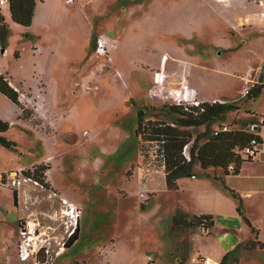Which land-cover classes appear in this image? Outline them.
<instances>
[{
    "label": "rangeland",
    "instance_id": "374dc122",
    "mask_svg": "<svg viewBox=\"0 0 264 264\" xmlns=\"http://www.w3.org/2000/svg\"><path fill=\"white\" fill-rule=\"evenodd\" d=\"M85 2L84 11L81 2L52 0L56 37L14 23L9 3L0 11L9 32L2 46L9 52L2 59L7 76L14 82L26 78L45 93L44 103L28 90L20 95L34 125L3 119L10 124L4 137L14 145L0 143V174L38 168L35 174L49 185L46 190L24 183L17 204L13 192L0 186V264H21L20 222L31 211L56 208L57 201L48 195L52 190L88 206L80 239L56 264H141L162 228L157 220L162 214L155 208L142 211L139 198L146 192L137 179L128 182L125 176L129 163L139 160V144L142 149L135 134L137 113L142 112L141 120L163 123L183 118L171 111L166 97L189 83L238 102L240 110L215 122L213 132L223 124L250 129L247 125L255 119L244 110L264 111V89L245 106L247 98L241 97V90L264 76V25L232 32L243 12L210 0H117L120 7L107 6L114 0ZM255 5L262 0H250L251 8ZM98 37L110 40L108 58L96 52ZM89 85L92 90L86 89ZM191 130L201 135L205 126Z\"/></svg>",
    "mask_w": 264,
    "mask_h": 264
},
{
    "label": "crops",
    "instance_id": "0c3cea01",
    "mask_svg": "<svg viewBox=\"0 0 264 264\" xmlns=\"http://www.w3.org/2000/svg\"><path fill=\"white\" fill-rule=\"evenodd\" d=\"M35 1L33 22L31 26L24 28L34 29L37 27L40 30V35L45 31H49V34L56 37L54 31H52L53 26L57 24V19H55L54 13L51 10L52 0ZM210 1L214 5H223V7L232 11L244 13L239 17L236 30L234 29L232 32L252 27L254 24L264 25V0H262L261 6L255 5L253 8H256V11L251 13L249 11L253 8L250 6V0H241L245 5L240 6L232 4L237 0H231V2L223 0ZM67 2L83 3L84 6L82 5L78 8L84 11L87 7L85 0H67ZM117 3V0H114V2L109 3L107 6H113V4ZM121 4L123 3H118V6H122ZM9 15L11 18V12ZM88 25L90 28L93 27L92 20L89 19ZM92 36L94 35L92 34ZM38 37L41 40V37ZM8 54L9 52L6 49H2V45H0V72L6 75L11 86L20 95H28V92H30L33 97H36L38 103H44L43 95L45 93L43 90H40L38 85H34L35 87L28 85L26 78H21L14 82V80L7 76L8 71L2 63V59L8 57ZM167 60L170 63V59ZM160 68L163 70L162 63L160 64ZM149 78L151 79L150 75ZM149 78L146 83L149 82ZM243 81L249 83L250 80L248 77H245ZM190 84L189 87L193 93L201 100L225 101L220 99V97L208 94L201 87ZM78 87H81V85ZM86 89L92 90L90 85ZM24 90H28V92ZM243 92L244 90H241V96ZM246 103L244 102L243 106ZM22 113V109L17 104L0 93V118L9 121L10 124L20 119L25 125H34L31 119L23 118ZM244 113L256 119L255 125H257V130H253V127L252 129L246 128L245 130L252 132L260 140L258 156L254 160L244 161L240 166L239 172L236 174L232 170L229 173H225L221 168H209L206 172L207 174H213L210 176L204 174L200 166L196 165L194 167L195 175H186L179 178L175 188L167 186L166 174L163 170L145 165L142 154L144 143L140 136L135 133L139 143L140 141L142 142V149L139 144V160L137 163H129L125 174L126 180L130 182L137 179L142 189L145 190L147 199L142 201L139 198L141 199L140 205L143 212L147 208H155L157 210L155 212L162 214L157 219L160 221L159 224L162 228L159 232L155 233L154 246L151 250H148L141 264H199V260L202 258H209L213 264H220L224 257L231 252L235 253L230 257L228 264H231V262L236 264H264V111L251 112L246 109ZM43 118L44 120H48L50 125H53V121L50 118L48 119V116L43 114ZM247 126L250 127L251 125ZM224 186L234 190L241 197L244 217L238 210L237 201L223 190ZM76 194L81 197V193ZM120 194L123 197L127 196L126 191H122ZM82 204L85 208L86 205L83 201ZM86 208L88 209V206ZM51 210L31 211V213L39 215L42 220L50 221L49 214ZM175 215L185 217L186 224L175 225L173 221L174 217H176ZM199 216H210L211 220H208V222L212 221L213 224L209 226L204 220L201 223H194L193 217ZM81 220L78 240L82 234L83 224ZM252 228L255 232L252 231ZM251 240L257 242L252 248L249 245L246 246ZM148 257H151L152 260H149ZM57 259L54 264H56Z\"/></svg>",
    "mask_w": 264,
    "mask_h": 264
},
{
    "label": "trees",
    "instance_id": "16d2710c",
    "mask_svg": "<svg viewBox=\"0 0 264 264\" xmlns=\"http://www.w3.org/2000/svg\"><path fill=\"white\" fill-rule=\"evenodd\" d=\"M9 5L11 18L15 23L23 27L31 26L36 6L35 0H10ZM8 33V26L4 23L3 18L0 16V40L2 46H4V43L8 38ZM94 41L95 36L92 37V43ZM2 49H4V47H2ZM257 83L258 84L253 85V87H251L249 90L245 102L249 100H255L259 97L264 88V76H261L260 81ZM0 93L22 109L23 118L28 119L30 117V111L24 108L20 102L19 92H17L11 86L6 75L1 72ZM170 109L171 111L180 113L183 118L175 120L176 122H171L174 124V126L167 125L168 123L162 122L163 126L155 127L158 124L156 122L154 123L156 125H153L151 128L152 131H150V134L154 136H164L166 140L167 164L165 168V174L166 183L169 188H175L179 178L186 175H195L194 167L196 165L200 166L204 174H207L206 170L209 168H221L225 173H229V171L232 170V172L236 174L239 172L240 166L244 161H251L242 159L238 154V151L241 150L252 138L257 137L252 132L246 131L245 129H231L228 132H221L215 136L212 131V125L215 122L226 119V115L229 112L240 110L238 102L232 101L215 105H210L207 103L206 109L202 113L195 108H189V111H185L180 107L170 106ZM142 115L143 114L141 111L137 113V116L139 117V123L136 128L137 135H140L142 122L144 121L140 119ZM255 120L248 123V125H251L250 129L256 124ZM200 126H205L204 132L201 135L194 136V133L191 132V129ZM9 127L10 124L0 118V143H2L4 146L14 145L3 135L9 130ZM141 140L143 143L146 141L144 138ZM191 142H193L190 146L191 161L187 162L182 156V149L186 144ZM231 167L232 169H230ZM36 170H38V168L33 170V172L30 170H23V173L26 176H32L34 179L40 181L45 187L48 188L49 185L44 184V178H42V175L40 176L39 174H35ZM223 190L226 191L235 201H237L238 210L244 217L241 197L234 190L229 189L227 186H224ZM12 191L15 203L17 204L18 190L13 189ZM184 218L180 216L174 217V224L185 225L187 221ZM193 219L194 223H201L202 220H204V222L208 223L209 226L213 224L212 221L208 222V220H211L210 216L193 217ZM244 219L249 225H251L246 218ZM252 231L255 232L253 228ZM78 234L79 232H77L75 237L71 240L69 247L75 244V242L78 240ZM256 244V241L251 240L246 244V246L249 245L252 248ZM234 253L235 252H231L227 254L220 264H228L230 257L234 255ZM233 262L235 261L233 260ZM231 264L236 263L231 262Z\"/></svg>",
    "mask_w": 264,
    "mask_h": 264
},
{
    "label": "built area",
    "instance_id": "2783aa9c",
    "mask_svg": "<svg viewBox=\"0 0 264 264\" xmlns=\"http://www.w3.org/2000/svg\"><path fill=\"white\" fill-rule=\"evenodd\" d=\"M9 1L0 0V9L9 3ZM95 48L99 55L108 58V51L112 47L108 38L98 37ZM162 65L164 69L166 65L165 58L162 60ZM153 74L154 72L150 74L152 80H154ZM251 87L244 90L241 96L242 98L248 95ZM166 100L172 104L171 106L180 107L185 111H189V108H195L201 113L205 111L207 103L215 105L227 102L221 100H201L193 93L188 85H184L180 90L171 93V96H167ZM156 122L158 124L155 127L163 126L162 122L156 120L144 119L142 122L139 136L141 139L144 138L146 140L144 142L146 148L142 154L147 167H157V169L165 172L167 164L166 140L164 136L150 134V131H152L151 127L156 125L154 124ZM167 125L174 126L173 123H168ZM230 130L231 128L228 125L223 124L213 134L216 136L221 132H228ZM192 143L186 144L182 149V156L187 162L191 161L190 146ZM259 146V139L254 137L238 151V154L244 160H254L259 154ZM24 183H30L35 187H45L42 183L40 185V181L34 179L32 176L24 175L23 170L17 173L0 174V186L5 188L19 190ZM45 188L48 190L47 187ZM48 195L50 199H55L58 204L49 214L50 221L42 220L39 215L37 216L31 213L28 219L20 222L18 258L21 264H54L57 257L69 248L71 240L79 232L80 220L85 212L84 206L68 193L62 194L52 190ZM140 198L142 201L146 200L147 194L144 192L141 193ZM148 259L152 260L151 257H148ZM199 264L213 263L209 258H202L199 260Z\"/></svg>",
    "mask_w": 264,
    "mask_h": 264
},
{
    "label": "water",
    "instance_id": "95a60500",
    "mask_svg": "<svg viewBox=\"0 0 264 264\" xmlns=\"http://www.w3.org/2000/svg\"><path fill=\"white\" fill-rule=\"evenodd\" d=\"M253 130H257V125H254L253 126Z\"/></svg>",
    "mask_w": 264,
    "mask_h": 264
},
{
    "label": "bare ground",
    "instance_id": "6f19581e",
    "mask_svg": "<svg viewBox=\"0 0 264 264\" xmlns=\"http://www.w3.org/2000/svg\"><path fill=\"white\" fill-rule=\"evenodd\" d=\"M223 1H231V0H223ZM151 114V113H150ZM153 114H155V113H153ZM202 115V114H201ZM152 128V127H151ZM154 128V127H153ZM164 128V127H163ZM192 132V131H191ZM176 216V215H175Z\"/></svg>",
    "mask_w": 264,
    "mask_h": 264
}]
</instances>
